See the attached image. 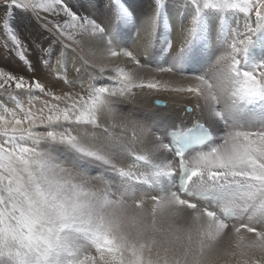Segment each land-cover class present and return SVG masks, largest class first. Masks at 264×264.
<instances>
[{
  "label": "snow or ice",
  "instance_id": "obj_1",
  "mask_svg": "<svg viewBox=\"0 0 264 264\" xmlns=\"http://www.w3.org/2000/svg\"><path fill=\"white\" fill-rule=\"evenodd\" d=\"M94 7L0 0V264H264V0Z\"/></svg>",
  "mask_w": 264,
  "mask_h": 264
},
{
  "label": "bare ground",
  "instance_id": "obj_2",
  "mask_svg": "<svg viewBox=\"0 0 264 264\" xmlns=\"http://www.w3.org/2000/svg\"><path fill=\"white\" fill-rule=\"evenodd\" d=\"M87 1H89V0H87ZM143 1L144 2H139L138 0H127V2L130 5L131 9L134 11V15H135L137 21H139V19L143 17V15L146 13L147 8H148L149 0H143ZM81 9H83V8H81ZM20 14L22 15V13H20ZM20 14H18V16L16 17L17 23L20 24V25H27L28 24L26 22L27 18L24 19L23 16H21ZM29 29L33 30L34 26L33 27H29ZM29 29H28V31H29ZM133 30H134V28H132V27H129L127 29V32H128L127 43L129 45H131L132 40H133V39L129 38L130 35H132V31ZM165 34L166 33L163 30H161V33H160L161 38H163ZM45 36H48V35L46 34ZM50 37H51V39L53 38L51 35H50ZM174 38L178 40L180 37H179L178 34H174ZM106 63H107V67L104 69V71L105 72H110L112 70V67L114 66V64H113V62H106ZM115 63H120L121 65L128 64L129 66H131L130 62L125 61L123 59L115 61ZM166 78L167 77L165 76L164 79H166ZM137 91H139V90H137ZM157 99L161 100V102L164 101L167 104V105H165V103L163 102L164 105L166 106V109H167L168 112L173 113V114H179L181 117H183L184 114L182 112V107L185 105L186 101L184 99H182L179 94H176V93L155 92V91L148 92L147 90H144L143 93L139 94L136 97V101H135L134 104L140 106L144 110H148L149 113H154V112H158V111H160L162 109V108L159 107L158 110H157L156 107L155 108L152 107V101L156 102V101H158ZM165 106H163V108ZM185 122L188 123L189 121L186 120Z\"/></svg>",
  "mask_w": 264,
  "mask_h": 264
},
{
  "label": "rangeland",
  "instance_id": "obj_3",
  "mask_svg": "<svg viewBox=\"0 0 264 264\" xmlns=\"http://www.w3.org/2000/svg\"><path fill=\"white\" fill-rule=\"evenodd\" d=\"M82 1V2H81ZM139 2H144L143 0H138ZM96 2H97V0H89V1H87V0H68V3H69V5L74 9V10H78V11H80L82 14H85V15H88V13L90 14V13H92V12H94L95 11V4H96ZM81 8H83V9H81ZM20 14V13H19ZM21 15V14H20ZM18 16V15H17ZM21 16H23V18L24 19H26L27 21V23L29 24L30 22H31V20H32V18L28 15V14H26V13H22V15ZM20 18V17H19ZM35 24V22L34 21H32V24ZM34 31V29L33 30H30L29 29V32H33ZM47 33H42L40 30H35V35L40 39V43H46L49 39H51V37H50V35L49 34H47L48 36H45ZM41 36V37H40ZM129 38H131V39H133L134 38V30L132 31V35H130V37ZM42 41V42H41ZM142 75H143V77H144V79H150L151 78V75L149 74V73H147V72H142ZM149 77V78H148ZM167 79V78H166ZM158 100V99H157ZM158 101H161V100H158ZM162 102H164V101H162ZM155 102L154 101H152V107H156L155 106V104H154ZM165 103V102H164ZM165 105H167L166 103H165ZM128 107L129 108H132V109H135L137 112H139L140 114H151V113H149V111L148 110H144L143 108H141L140 106H138V105H135L134 103H130L129 105H128ZM166 107V106H165ZM164 107V108H165ZM157 108V110H158V108L159 107H156ZM160 108H163V107H160ZM178 108V107H177ZM156 110V111H157ZM178 110V109H177Z\"/></svg>",
  "mask_w": 264,
  "mask_h": 264
}]
</instances>
